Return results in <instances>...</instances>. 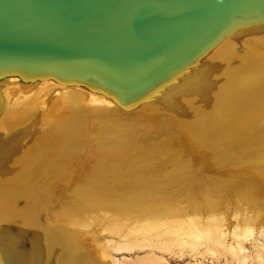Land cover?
Segmentation results:
<instances>
[{
  "label": "bare ground",
  "instance_id": "6f19581e",
  "mask_svg": "<svg viewBox=\"0 0 264 264\" xmlns=\"http://www.w3.org/2000/svg\"><path fill=\"white\" fill-rule=\"evenodd\" d=\"M169 256L264 264V20L129 108L0 76V264Z\"/></svg>",
  "mask_w": 264,
  "mask_h": 264
},
{
  "label": "water",
  "instance_id": "95a60500",
  "mask_svg": "<svg viewBox=\"0 0 264 264\" xmlns=\"http://www.w3.org/2000/svg\"><path fill=\"white\" fill-rule=\"evenodd\" d=\"M261 20L264 0H0V76L83 84L129 108Z\"/></svg>",
  "mask_w": 264,
  "mask_h": 264
},
{
  "label": "rangeland",
  "instance_id": "374dc122",
  "mask_svg": "<svg viewBox=\"0 0 264 264\" xmlns=\"http://www.w3.org/2000/svg\"><path fill=\"white\" fill-rule=\"evenodd\" d=\"M246 247L248 248V249H250L249 247H248V245H246ZM174 259V258H173ZM171 259L170 258V256H169V258H168V262L170 263V264H187V262L188 261H192V259H190V257H188V256H185L184 258H182V260H176V259ZM209 260H204V262H203V264H209V262H208ZM193 262V261H192ZM198 263H199V261H197ZM198 263H196V264H198ZM222 263V262H221ZM191 264H193V263H191ZM213 264V263H212ZM214 264H219V263H216V262H214Z\"/></svg>",
  "mask_w": 264,
  "mask_h": 264
}]
</instances>
